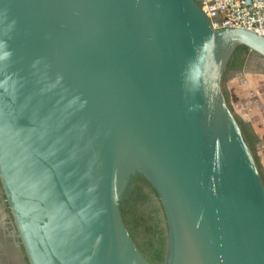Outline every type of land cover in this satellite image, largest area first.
Instances as JSON below:
<instances>
[{
    "label": "water",
    "instance_id": "1",
    "mask_svg": "<svg viewBox=\"0 0 264 264\" xmlns=\"http://www.w3.org/2000/svg\"><path fill=\"white\" fill-rule=\"evenodd\" d=\"M238 46L264 60L195 0H0V182L29 264H152L120 215L136 179L162 264H264V186L221 88Z\"/></svg>",
    "mask_w": 264,
    "mask_h": 264
},
{
    "label": "trees",
    "instance_id": "2",
    "mask_svg": "<svg viewBox=\"0 0 264 264\" xmlns=\"http://www.w3.org/2000/svg\"><path fill=\"white\" fill-rule=\"evenodd\" d=\"M254 56L243 46H238L228 60L221 78V88L227 107L233 114L241 133L253 157L264 186V172L259 162L260 141L251 126L238 117L230 104L224 84L227 76L234 71H241L248 57ZM155 196L147 187L134 186L120 211L124 227L140 253L152 264H162L166 251V232L159 205L152 204Z\"/></svg>",
    "mask_w": 264,
    "mask_h": 264
},
{
    "label": "built area",
    "instance_id": "3",
    "mask_svg": "<svg viewBox=\"0 0 264 264\" xmlns=\"http://www.w3.org/2000/svg\"><path fill=\"white\" fill-rule=\"evenodd\" d=\"M214 30L242 29L264 37V0H195Z\"/></svg>",
    "mask_w": 264,
    "mask_h": 264
},
{
    "label": "crops",
    "instance_id": "4",
    "mask_svg": "<svg viewBox=\"0 0 264 264\" xmlns=\"http://www.w3.org/2000/svg\"><path fill=\"white\" fill-rule=\"evenodd\" d=\"M250 72L243 71V76ZM232 74L227 82V92L234 113L251 126L252 131L260 141L259 162L264 172V76L256 85L253 82H238Z\"/></svg>",
    "mask_w": 264,
    "mask_h": 264
},
{
    "label": "flooded vegetation",
    "instance_id": "5",
    "mask_svg": "<svg viewBox=\"0 0 264 264\" xmlns=\"http://www.w3.org/2000/svg\"><path fill=\"white\" fill-rule=\"evenodd\" d=\"M253 61L254 59H252V56L248 57L241 71H234L230 74L243 72L250 68H253L251 69V71L252 70L255 71V69L257 70L259 68L264 70L263 60L261 62H257V61L253 62ZM136 181L137 183H139L140 186L141 181L138 179H136ZM142 186L144 187V184ZM148 190L149 193L152 194L151 190L150 189ZM156 203H157L156 199L152 201V204L156 205ZM0 264H29L24 248L21 243V239L19 237L17 227L14 223L12 214L10 212L1 182H0Z\"/></svg>",
    "mask_w": 264,
    "mask_h": 264
},
{
    "label": "rangeland",
    "instance_id": "6",
    "mask_svg": "<svg viewBox=\"0 0 264 264\" xmlns=\"http://www.w3.org/2000/svg\"><path fill=\"white\" fill-rule=\"evenodd\" d=\"M252 59H254L253 62H256V61L257 62H261L262 61V59H260L259 57H256V56H252ZM251 69H253V68L247 69L246 72H250V74H252V73H255L256 74V72H257L258 74H262V76H264V70L263 69H261V68L257 69L259 71H257L255 69L256 72L254 70L251 71ZM250 74L248 73L246 76H243V72H239V73L236 74V77L234 79L237 80L238 82H243V81L244 82H247V83L253 82L256 85L257 81H260L261 80V75H258L257 74V76H256V75H250ZM231 75L232 74H229L227 76V78H226V81H225V84H224V89H226V90H227V88H226L227 87V82L230 79ZM133 185L134 186H136V185L139 186V183H137V181L135 180V181H133ZM142 185L143 184H140V186H142Z\"/></svg>",
    "mask_w": 264,
    "mask_h": 264
}]
</instances>
